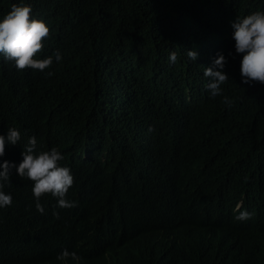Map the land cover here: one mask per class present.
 Here are the masks:
<instances>
[{
    "label": "trees",
    "instance_id": "1",
    "mask_svg": "<svg viewBox=\"0 0 264 264\" xmlns=\"http://www.w3.org/2000/svg\"><path fill=\"white\" fill-rule=\"evenodd\" d=\"M20 3L51 30L37 58L62 60L18 71L0 56V135L21 133L0 170L34 136L63 155L78 206L46 195L41 214L13 169L0 264H65V249L79 264H264V84L242 83L231 26L264 0H0V19ZM218 53L230 78L212 97Z\"/></svg>",
    "mask_w": 264,
    "mask_h": 264
},
{
    "label": "clouds",
    "instance_id": "2",
    "mask_svg": "<svg viewBox=\"0 0 264 264\" xmlns=\"http://www.w3.org/2000/svg\"><path fill=\"white\" fill-rule=\"evenodd\" d=\"M33 9L30 5L13 4L11 10L0 19V56L6 61L14 62L18 71L32 69L44 72L49 69L54 60H62V54L56 51L53 56L44 59L37 57L44 49V41L50 37V27L42 19L33 18ZM235 51L242 55L240 73L242 83L252 85L264 84V11L253 12L243 18H237L232 23ZM188 59L197 61L198 52L187 51ZM169 61H177V53L172 51ZM228 60L223 53H218L211 67H206L204 76L209 78L206 85L212 97L222 95L221 86L229 81L228 74L224 71ZM224 103L231 104L225 97ZM21 140V133L16 128H9L7 137L0 135V157L5 155L6 145H17ZM36 138L30 137L24 146L23 159L16 164L5 161L0 170V209L11 207L13 197L4 192L5 182L11 183L12 171L15 169L18 177L32 182V193L36 200V209L44 214L45 208L40 203L46 195H51L57 200L58 207L71 209L78 206L77 202L67 199L69 191L75 184V177L69 167L62 166L63 155L57 148L48 151H36ZM54 215L59 216L58 213ZM252 218L248 211L240 212L235 219L246 221ZM57 259L61 262L71 260L79 264L82 257L76 252L63 250Z\"/></svg>",
    "mask_w": 264,
    "mask_h": 264
},
{
    "label": "bare ground",
    "instance_id": "3",
    "mask_svg": "<svg viewBox=\"0 0 264 264\" xmlns=\"http://www.w3.org/2000/svg\"><path fill=\"white\" fill-rule=\"evenodd\" d=\"M173 188V187H172ZM145 202V201H144ZM146 208V207H145Z\"/></svg>",
    "mask_w": 264,
    "mask_h": 264
}]
</instances>
